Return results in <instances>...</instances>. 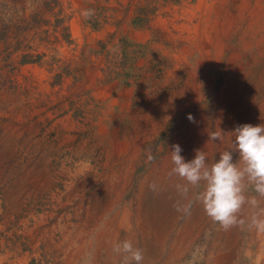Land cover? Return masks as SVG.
<instances>
[{
  "label": "rangeland",
  "instance_id": "1",
  "mask_svg": "<svg viewBox=\"0 0 264 264\" xmlns=\"http://www.w3.org/2000/svg\"><path fill=\"white\" fill-rule=\"evenodd\" d=\"M263 24L264 0H0V264H123L125 240L141 264H264L255 182L225 229L170 152L246 167Z\"/></svg>",
  "mask_w": 264,
  "mask_h": 264
},
{
  "label": "clouds",
  "instance_id": "2",
  "mask_svg": "<svg viewBox=\"0 0 264 264\" xmlns=\"http://www.w3.org/2000/svg\"><path fill=\"white\" fill-rule=\"evenodd\" d=\"M84 15H91V10L86 11ZM188 119L190 122L194 121L191 115ZM231 133L235 136V150L246 163L243 171L233 162L232 152L222 153L219 160L209 167L206 164V154L202 150H196L195 157L188 162H185L181 155L182 148L178 144L172 145L170 151L174 164L172 172L194 187L204 182V189L198 193L197 199L203 204L208 216L225 229L236 224V213L245 202V197L241 194V181L245 175L255 182L256 191L264 195V124H243ZM220 138L221 133H213L211 136L212 140ZM182 191L187 193L188 187L184 186ZM253 223L264 230V220L254 219ZM114 251L124 254L123 264H141L143 260L141 250L134 248L129 240L118 243Z\"/></svg>",
  "mask_w": 264,
  "mask_h": 264
},
{
  "label": "bare ground",
  "instance_id": "3",
  "mask_svg": "<svg viewBox=\"0 0 264 264\" xmlns=\"http://www.w3.org/2000/svg\"><path fill=\"white\" fill-rule=\"evenodd\" d=\"M225 1V0H224ZM237 1V0H236ZM228 4V3H227ZM232 4H233V2H232ZM235 4V3H234ZM237 6V5H236ZM222 10V9H221ZM216 11H217V9H216ZM233 11V10H232ZM221 12V11H220ZM213 13V12H212ZM232 14V13H231ZM233 14H235V13H233ZM232 16V15H231ZM252 17V16H251ZM221 18V17H220ZM255 23V22H254ZM253 23V24H254ZM262 23V22H261ZM214 25V24H213ZM264 25V24H263ZM199 30H201V29H199ZM218 30V29H217ZM221 35V34H220ZM210 36V35H209ZM214 36V35H213ZM254 36V35H253ZM216 38H218V37H216ZM253 39V38H252ZM202 40V39H201ZM204 40V39H203ZM203 40H202V42H203ZM253 40H255V39H253ZM250 43V42H249ZM210 44V43H209ZM261 44V43H260ZM251 45V44H250ZM206 46V45H205ZM202 47V46H201ZM204 47V46H203ZM210 47H211V45H210ZM213 47V46H212ZM248 47H250L249 45H248ZM207 48V47H206ZM214 48V47H213ZM211 49V48H210ZM209 49V50H210ZM248 49H250V48H248ZM208 50V49H207ZM251 50V49H250ZM246 51V50H245ZM205 54V53H204ZM208 54V53H207ZM207 63V62H206ZM211 80V79H210ZM128 210L127 209H125V220H126V222L127 223H129V221H130V218H129V214H128V212H127ZM124 224V223H123ZM108 225V224H107ZM131 227V226H130ZM109 232V231H108ZM106 233V232H105ZM105 233L104 232H98L95 236H94V243H95V241L98 243L103 237H105ZM92 238V237H91ZM105 238H107V237H105ZM104 239V238H103ZM90 241V240H89ZM112 242V241H111ZM94 243H92L91 242V244H90V246L88 247L90 250H91V248H92V244H94ZM95 245V244H94ZM99 245V244H98ZM96 246V245H95ZM97 247V246H96ZM98 249V248H97ZM86 250V249H85ZM87 251V250H86ZM96 251V250H95ZM94 251V252H95ZM83 252H84V249H83ZM90 252V251H89ZM85 253V252H84ZM95 253H97V251L95 252ZM85 255V254H84ZM98 255V254H97ZM91 260V259H90Z\"/></svg>",
  "mask_w": 264,
  "mask_h": 264
}]
</instances>
